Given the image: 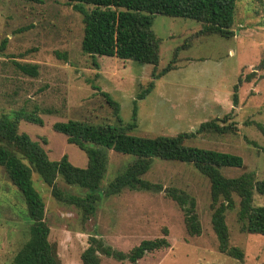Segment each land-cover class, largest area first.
<instances>
[{
	"label": "rangeland",
	"instance_id": "obj_1",
	"mask_svg": "<svg viewBox=\"0 0 264 264\" xmlns=\"http://www.w3.org/2000/svg\"><path fill=\"white\" fill-rule=\"evenodd\" d=\"M236 11L232 38L217 34L195 37L200 28L197 20L156 14L152 28L160 38V60L154 67L115 56L97 55L94 60L84 53L83 15L65 0H0V46L7 38L6 48L0 51V113L36 112L45 124L24 120L22 130L39 141L52 159L68 154L79 166L87 160L85 152L67 143L52 125L68 119L119 123L102 92L118 101L124 124L134 121L137 102L131 130L135 135L196 132L205 121L220 122L230 116L237 122L236 133H196L187 143L241 155L243 167H222V173L235 177L253 171L262 180L264 68L259 64L264 56V0H237ZM187 37L190 45L180 49L175 68L155 78L154 72L158 74L172 60L175 48ZM15 62L36 64L39 74L26 75ZM253 71L254 76L246 80ZM153 79L154 89L139 99ZM133 159V155L109 151L103 190ZM143 178L163 189L102 193L97 211L86 218L75 205L56 199L51 187L33 172L34 184L45 201L49 240L57 245L61 264H83L81 255L92 235L129 252L144 239L164 236V228L171 245L147 254L139 264H264V234L242 231L238 195L234 207L226 212V224L229 244L244 251L242 261L219 250L212 224L211 182L193 164L154 157ZM56 184L65 193L86 192L61 176ZM172 187L195 198L200 235L188 233L184 210L167 195ZM253 204L264 205V194L255 191ZM31 222L22 193L0 166V264L11 263L29 237ZM102 264L130 263L103 255Z\"/></svg>",
	"mask_w": 264,
	"mask_h": 264
},
{
	"label": "trees",
	"instance_id": "obj_2",
	"mask_svg": "<svg viewBox=\"0 0 264 264\" xmlns=\"http://www.w3.org/2000/svg\"><path fill=\"white\" fill-rule=\"evenodd\" d=\"M38 3L44 0H28ZM82 13L84 35L82 50L95 60L97 55L115 56L123 60L149 63L157 67L160 60V38L152 25L156 14L186 17L197 20L200 28L195 37L217 34L232 38L235 35L237 0H65ZM86 5L92 6L87 8ZM7 38L0 46L6 48ZM190 45V37L174 50L172 60L156 74L161 77L175 68L180 49ZM98 66V63L95 61ZM24 74L37 76L38 65L15 62ZM259 67L264 68V56ZM255 71L246 77L250 80ZM159 75V76H158ZM155 87L154 79L138 95L144 98ZM237 89V85H235ZM113 107L118 122L93 123L81 119L58 120L52 128L62 133L67 143L77 145L85 152L84 165L75 164L68 154L52 159L45 147L31 134L22 130L26 120L44 125L43 118L36 112L25 109L11 114L0 113V166L8 179L20 190L31 219L29 237L15 254L10 264H61L57 245L49 240L51 232L46 221V206L43 196L34 184L33 172L51 187L53 196L59 201L75 205L82 210L84 217L93 215L99 206L102 195H116L125 189L160 191L162 186L143 178L151 168L154 157L176 160L193 164L211 182L212 224L219 241V250L239 260L244 259V251L229 244V229L226 212L234 207V196L240 197L238 217L242 231L264 234V205H254V194H264V179L257 180L256 173L246 171L235 177L225 176L222 167H243L241 155L189 145L187 140L196 133L213 132L231 134L238 131L236 121L230 116L223 120H209L201 123L196 132H181L177 135H135L137 102L134 105V121L124 124L119 117L120 105L107 92H102ZM237 104V93L233 94ZM264 131V128H261ZM46 141V140H45ZM130 154L134 159L108 183L103 190L102 183L108 171L109 151ZM61 176L64 181L85 190L84 195L65 193L57 184ZM103 193V194H102ZM167 195L172 197L185 212V223L192 236L202 232L196 200L190 194L177 188H168ZM165 235L154 239H144L129 252L106 244L103 239L92 235L88 246L81 255L83 264H102V256L117 261L139 264L147 254L168 248L171 244Z\"/></svg>",
	"mask_w": 264,
	"mask_h": 264
}]
</instances>
